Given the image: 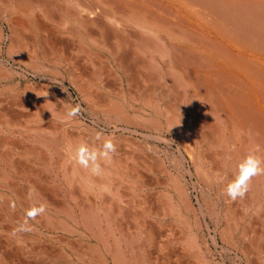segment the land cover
<instances>
[{"label": "bare ground", "instance_id": "1", "mask_svg": "<svg viewBox=\"0 0 264 264\" xmlns=\"http://www.w3.org/2000/svg\"><path fill=\"white\" fill-rule=\"evenodd\" d=\"M0 18L9 57L46 72L20 86L30 114L0 111V264H264V175L222 194L264 157V0H0ZM56 75L108 131L66 118ZM97 132L117 147L102 175L72 158Z\"/></svg>", "mask_w": 264, "mask_h": 264}, {"label": "clouds", "instance_id": "2", "mask_svg": "<svg viewBox=\"0 0 264 264\" xmlns=\"http://www.w3.org/2000/svg\"><path fill=\"white\" fill-rule=\"evenodd\" d=\"M79 112V105L71 106L66 112V118L70 120L76 117ZM95 138L97 140L103 138L99 146L82 142L76 146L72 158L80 167L90 170L91 174L102 175V163L111 164L113 162L117 147L111 136H104V134L97 132ZM259 152L260 148L258 145L251 148L237 163L233 178L224 185L222 194L231 201L243 199L250 190L253 178L264 175V157H261L258 154ZM45 211L46 207L44 205L31 207L26 212L27 219L24 222L25 225L28 223V220H35L37 216L43 215ZM20 230L30 231L31 228L21 226Z\"/></svg>", "mask_w": 264, "mask_h": 264}, {"label": "rangeland", "instance_id": "3", "mask_svg": "<svg viewBox=\"0 0 264 264\" xmlns=\"http://www.w3.org/2000/svg\"><path fill=\"white\" fill-rule=\"evenodd\" d=\"M0 26H1L2 32H3L2 33L3 38L0 41V47H1L0 62H2V64H1L2 68L6 69V71L10 75L9 76L10 78H6L5 80H2L1 83H3V84H6V83L11 84L12 83L11 84V85H13L12 87H16L17 88V89L15 88L16 91L19 90V91H17V95L12 93L14 88L11 90L9 89L11 92L8 89L3 90V94L0 95V102L2 104V105H0V111H4V112L6 111L5 113L9 114L8 116H10L11 118H14V117L18 118L20 116V114L23 115L24 113H27V112L30 114L32 112V109L30 108V106L27 103L28 100L25 101V99L23 98L24 96L22 94H24V92L22 90H20V86L22 85V83H25V84L29 83L30 80L31 81H39L41 79L42 74H44L46 72H45V69H43V68L29 67L30 65L26 64L24 61H19V60L15 61V59L9 57V55L7 54V50L5 48L7 47V44L9 42V40L7 39L6 36L10 35V31H9V28L7 27L6 23L1 18H0ZM10 36L12 39V35H10ZM28 43H29V41H28ZM54 78L55 79H53L52 84L61 88L62 92L67 97L68 101H70L71 105L72 106H74V105L80 106V112L77 115V117L81 121H83L87 124H90V125L98 128V129H106V131H108V129L111 128L112 124L109 125L108 123L104 122L103 119H95L93 116H91V114L86 109V105H85L84 101L82 100L80 94L78 93L77 89L74 86H72L67 80H63L64 81L63 82L61 80L60 75H56ZM14 82H19V84L15 85ZM17 85L19 87H17ZM10 93H12V95ZM20 94L22 95L21 97L19 96ZM13 97H14V100H13ZM10 100H11V102H10ZM15 104H17V105H15ZM26 107L30 108V109L27 110ZM97 121H98V123H97ZM175 147H176V142L171 144V148L165 147V149L167 152L170 153L171 151L176 149ZM210 227H213V225L211 224ZM217 256L220 257V253H217L216 257ZM231 256H228L225 259L226 264H244L237 259H232Z\"/></svg>", "mask_w": 264, "mask_h": 264}]
</instances>
